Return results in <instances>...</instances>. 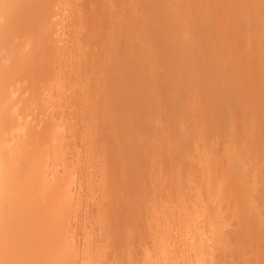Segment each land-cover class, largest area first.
Wrapping results in <instances>:
<instances>
[{
    "label": "rangeland",
    "instance_id": "374dc122",
    "mask_svg": "<svg viewBox=\"0 0 264 264\" xmlns=\"http://www.w3.org/2000/svg\"><path fill=\"white\" fill-rule=\"evenodd\" d=\"M10 1L0 155L23 178L0 226L13 211L29 241L0 264H264V0ZM148 45L159 84L109 96L103 74Z\"/></svg>",
    "mask_w": 264,
    "mask_h": 264
},
{
    "label": "bare ground",
    "instance_id": "6f19581e",
    "mask_svg": "<svg viewBox=\"0 0 264 264\" xmlns=\"http://www.w3.org/2000/svg\"><path fill=\"white\" fill-rule=\"evenodd\" d=\"M12 1V0H11ZM10 1V5H12L11 3H13V7H11L12 8V10H13V8L14 7H17L18 5L20 6V4L22 5V3H25L24 1L25 0H13L12 2ZM257 1V0H256ZM2 2V1H1ZM1 2H0V4H1ZM264 2V1H263ZM4 5H5V3L4 2H2ZM264 4V3H263ZM2 5V4H1ZM1 5H0V7H1ZM233 7V6H232ZM231 7V8H232ZM11 8H10V10H11ZM252 12V11H251ZM8 15H7V14ZM6 14V15H5ZM4 15V16H3ZM10 15H12L11 13L9 14V12H2V18L4 19V24H6L7 26H10V25H12V24H16V20L12 17L11 18V20L9 19V17H10ZM0 16H1V14H0ZM8 16V17H7ZM7 17V18H6ZM185 17H186V14H185ZM185 17H183V19L182 18H179L178 19V24H186L184 27H187V25H189L188 23V20H187V18H185ZM47 18H48V13H47V7H46V10H45V12H43L41 15H30V17H26V18H23V19H21L20 20V23L21 24H19V26H20V29H23L24 30V28H26L27 26V28H32L33 26H37L38 24H39V26H40V24H43V23H45V21L47 20ZM254 18V17H253ZM14 19V20H13ZM18 22H19V20H17ZM17 22V23H18ZM133 27L134 26H136L137 24H141L142 26H144V23L145 22H147V16L144 14L143 16H140V17H138V18H136V19H134L133 21ZM0 23H2V20H1V17H0ZM5 25V26H6ZM145 25H146V23H145ZM180 25H178V26H180ZM246 25V23L244 22V26ZM1 26V29H0V32L2 31V29H3V25H0ZM182 25H181V27H183ZM37 28V27H36ZM36 28H34L33 27V29H31V31H36L35 29ZM179 28V27H178ZM180 29H182L183 30V28H180ZM22 30V31H23ZM27 30V29H26ZM20 31V30H19ZM21 31V32H22ZM30 31V29H29V32L31 33H28V34H30V36L34 39L35 37H36V35H35V37L33 36L35 33H33V32H31ZM212 31V30H211ZM210 31V32H211ZM28 32V31H27ZM26 32V33H27ZM212 32H214V31H212ZM25 33V32H24ZM24 33H22V35H25ZM36 33H37V31H36ZM215 33V32H214ZM38 34H41V36H42V38H43V40L41 41V42H43L44 41V39L46 40V34L47 33H39L38 32ZM37 34V35H38ZM213 34V33H212ZM209 35H211V34H209ZM2 36V35H1ZM29 37V36H28ZM39 35H38V39L37 38H35V40L37 39V44H41V43H39L40 42V40H39ZM208 37V36H207ZM210 37V36H209ZM208 37V38H209ZM2 38V37H1ZM0 38V41L1 42H3L4 41V39L6 38V36H4L2 39ZM147 39L149 40L150 39V37H147ZM213 39V38H212ZM34 40V41H35ZM6 41V40H5ZM4 41V42H5ZM36 43V42H35ZM161 43V42H160ZM189 45V44H188ZM1 46V45H0ZM147 46V45H146ZM146 46H142L141 47V49H140V51L138 52H136V54H133V57H132V59H131V61H130V67H126L127 65H128V63H124V65H121V64H119V62H117L116 64L117 65H115L114 66V69H113V72H111V74H110V76H107V75H104L103 74V80H104V85H106V87H107V94L110 96H113V95H115V93L112 91V89H117L118 90V93L116 94V96H119V95H122V94H124V96H125V98H127V99H131L132 98V100L133 101H135L134 99H136L137 98V94H138V91L139 90H137V88H141L142 87V85H158L159 84V82L157 81V80H155V77L153 76V77H151V71H150V67L147 69V70H138V68L140 67L139 65H140V63H147V64H150L151 62L153 63L154 62V57H153V55L148 51V50H150V46L148 45V48H146ZM188 47V46H187ZM189 49V48H188ZM210 52V51H209ZM156 53H158V52H156ZM243 54V53H242ZM253 55H254V53H253ZM243 59H245V57H242ZM15 59V58H14ZM14 59L13 60H11V61H13L14 62ZM214 60V59H213ZM216 60V59H215ZM246 60H248V57L246 58ZM245 60V61H246ZM19 62H21L20 60H18ZM18 62V63H19ZM15 63V62H14ZM16 64V63H15ZM20 65H22L21 63H19ZM0 71L1 72H3V73H1L2 74V76H4V77H6V75H7V73H8V75H9V73L11 72L10 71V69H13L11 66V68L10 67H6V66H9V65H5L4 66V64L2 65V63H0ZM11 65V64H10ZM12 66H14L13 64H12ZM151 66V65H150ZM197 66V67H196ZM195 67L200 71V69L198 68V65H196ZM1 67H3L2 69H3V71H2V69H1ZM10 68V69H9ZM14 70V69H13ZM12 70V71H13ZM100 70L102 71V68L100 67ZM256 70V69H255ZM202 72H204V71H202ZM6 74V75H5ZM185 74H189V72H185ZM1 76V75H0ZM1 76V77H2ZM10 76V75H9ZM9 76H8V78H9ZM186 77H187V75H185ZM185 76H184V79H185ZM202 76V80L206 83L207 82V78H208V76L207 77H205L204 76V74L203 75H201ZM255 76H258V74H255ZM248 78V80L247 81H251V80H254V78H251V75H249V76H247ZM183 79V78H182ZM255 79H257L258 81H260V78L259 77H257V78H255ZM4 80V79H3ZM2 78H1V80H0V85L2 84ZM6 80V79H5ZM4 80V81H5ZM7 82V81H6ZM181 82V81H180ZM227 83H228V85H229V83H230V85H236V82H233L232 80H231V78L230 79H228L227 81H226ZM227 83H225V85L227 84ZM162 85H179L178 83H172L171 82V84H170V82L169 81H164L163 83H161ZM196 84V83H195ZM117 85V86H116ZM181 85V84H180ZM2 89V88H1ZM4 90V89H3ZM5 91H7V90H5ZM126 92V93H125ZM0 94H5V93H1L0 92ZM8 95V94H7ZM10 96V95H9ZM0 97H3V95L1 96L0 95ZM6 96H4V98H5ZM149 98H150V96L149 95H147V94H144V100L143 101H147V100H149ZM3 99V98H2ZM1 98H0V100H1V103H2V101L4 100H2ZM8 99V97L6 98V100ZM5 100V101H6ZM130 102H132V101H130ZM129 102V103H130ZM6 104V103H5ZM4 104V105H5ZM0 106H1V104H0ZM3 106V105H2ZM0 123H1V120H0ZM1 132V131H0ZM3 154H1L0 155V160H2V161H0V187L3 185L4 187L5 186H7V185H9V183L11 182V184L13 185V182H16V180H18V179H20V177L18 178V176L20 175H22V173L20 174L19 173V171H18V173H17V175H13V177L15 176H17V178L18 179H16L15 177V181H14V179H11V178H13V177H11L12 175L11 174H9V173H6V171L5 170H8L9 168V165H10V163L12 162V161H14L15 159H12V157L10 156V155H7V156H5V154H4V157H10L11 158V160H10V158H7V160L8 161H6V159L2 156ZM2 156V157H1ZM5 159V160H4ZM17 159V158H16ZM10 161V162H9ZM6 162H8V164L6 163ZM4 163L5 164H7L6 166H7V168L8 169H6V167H5V165H4ZM15 163H16V160H15ZM14 162H12L11 164H13L12 166H10V169H11V167L13 168V166H14V164H15ZM25 167V166H24ZM5 168V170H4V172H5V174H4V176H3V169ZM20 169V168H19ZM22 169V168H21ZM24 169V168H23ZM23 169L21 170V171H23ZM25 172V171H24ZM23 172V176H25L27 173L25 172L24 173ZM29 172V171H28ZM15 173V172H14ZM7 174H9L8 176H10L11 178H9L8 176H6ZM2 176H3V178H2ZM8 178H6V177ZM22 177V176H21ZM23 178V177H22ZM21 178V179H22ZM13 181V182H12ZM19 181V180H18ZM24 181V180H23ZM7 182V183H6ZM20 182H22V181H19V182H17V183H14V185H13V189H15L14 187H16V191L20 188L19 187V185H15V184H19ZM28 182V181H27ZM5 183V184H4ZM10 184V185H11ZM24 184V183H23ZM22 184V185H23ZM8 186V187H3V190L0 188V203L2 204V206H1V204H0V210L4 207V205H6L7 203H8V201H10V202H12L11 200H12V196L14 195V197H16L15 195L17 194L16 193V191L14 190L13 191V189L11 188V186ZM18 187V188H17ZM9 188H10V190H9ZM8 189V190H7ZM8 191V192H2V191ZM20 190L21 189H19L18 191H19V195H20ZM25 190H27V189H25ZM9 191H10V193H9ZM11 191H13V192H15L14 194H13V192H11ZM17 191V192H18ZM25 192L26 191H24V194H25ZM4 194H5V196H4ZM7 194V195H6ZM9 194V195H8ZM23 196H24V194L23 193H21ZM10 195H12V196H10ZM18 195V196H19ZM31 196V195H30ZM4 197V198H3ZM6 197V198H5ZM9 197V198H8ZM13 197V198H14ZM3 198V199H2ZM26 198V197H25ZM1 199L2 200H6L5 201V204L3 205V202L4 201H1ZM7 202V203H6ZM10 202H9V204H10ZM8 205V204H7ZM6 205V206H7ZM11 208H12V206H11ZM14 208V207H13ZM12 212V213H11ZM14 214V212L13 211H7L5 214H2V217H1V221H3L4 222V225L3 226H0V227H2V229H3V231L5 232L3 235H2V233L0 232V246L2 245V247L4 246V245H7L8 247H9V249H11V250H14V247H15V253L17 252L16 251V247H17V250H18V247L19 246H22V245H19V240H21L22 238H23V236L21 235V233H19V231L18 230H16V229H18L17 227H13V225H14V222L15 221H12L13 219L15 220V217L13 218V216L15 215H13ZM1 216V215H0ZM13 218V219H12ZM12 222H13V224H12ZM16 223V222H15ZM19 234H20V236L22 237H20V239H18L19 238ZM31 236V235H30ZM35 236V235H34ZM36 237V236H35ZM34 237V238H35ZM30 239H31V237H30ZM32 239H33V236H32ZM32 239H31V242L29 243V246H30V244L32 243ZM35 239H37V238H35ZM34 240V239H33ZM18 241V242H17ZM26 241L27 242H25V238H23V241L22 242H25L24 244H26V243H28V241L29 240H27L26 239ZM38 240H34L33 242H37ZM41 243V242H40ZM20 244H21V241H20ZM19 245V246H18ZM33 245H35V243L34 244H32V246ZM40 245H42V244H40ZM40 245H37V246H40ZM31 247V246H30ZM34 247V246H33ZM36 247V246H35ZM20 248V247H19ZM41 248V247H40ZM34 251V250H33ZM37 252H38V250H37ZM44 252V251H43ZM18 253V252H17ZM21 253V252H20ZM19 254V253H18ZM17 255V254H16ZM15 255V256H16Z\"/></svg>",
    "mask_w": 264,
    "mask_h": 264
}]
</instances>
